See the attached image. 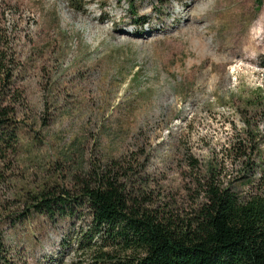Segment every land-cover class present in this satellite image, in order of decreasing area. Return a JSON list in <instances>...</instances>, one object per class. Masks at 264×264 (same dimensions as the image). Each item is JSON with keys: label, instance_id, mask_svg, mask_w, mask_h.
<instances>
[{"label": "rangeland", "instance_id": "rangeland-1", "mask_svg": "<svg viewBox=\"0 0 264 264\" xmlns=\"http://www.w3.org/2000/svg\"><path fill=\"white\" fill-rule=\"evenodd\" d=\"M200 6L208 17L192 16ZM133 7L0 0V106L9 122L0 264L90 261L76 244L90 225L86 204L49 215L25 201L53 186L74 193L89 169L111 162L124 167L118 178L131 192L178 211L200 200L195 182L210 168L242 193L251 189L230 146L241 139L244 102L264 94V0ZM260 149L264 168V138Z\"/></svg>", "mask_w": 264, "mask_h": 264}, {"label": "trees", "instance_id": "trees-1", "mask_svg": "<svg viewBox=\"0 0 264 264\" xmlns=\"http://www.w3.org/2000/svg\"><path fill=\"white\" fill-rule=\"evenodd\" d=\"M124 1L134 8L136 0ZM153 1L162 6L171 0ZM244 103L239 110L241 139L235 136L230 152L234 158L243 157L240 182L251 187L247 192L210 168L195 182L200 200L190 212L178 211L169 204L151 203L140 189L131 192L118 178L124 167L111 162L89 169L74 193L53 186L25 203L49 215L71 209L73 201L86 204L90 225L76 243L90 257L86 264H264V119L260 125L258 113L264 94L257 91ZM7 116L0 106V146L8 141Z\"/></svg>", "mask_w": 264, "mask_h": 264}, {"label": "bare ground", "instance_id": "bare-ground-1", "mask_svg": "<svg viewBox=\"0 0 264 264\" xmlns=\"http://www.w3.org/2000/svg\"><path fill=\"white\" fill-rule=\"evenodd\" d=\"M205 9L206 8L204 6H200V7L193 8V10H192V16L193 15H196V14H200L201 16H203L205 14V17L204 18L208 17V13L210 12V9L209 10H205Z\"/></svg>", "mask_w": 264, "mask_h": 264}]
</instances>
